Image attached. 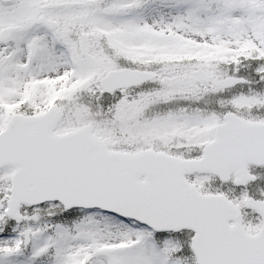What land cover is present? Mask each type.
<instances>
[{
    "label": "snow or ice",
    "instance_id": "6c2138e0",
    "mask_svg": "<svg viewBox=\"0 0 264 264\" xmlns=\"http://www.w3.org/2000/svg\"><path fill=\"white\" fill-rule=\"evenodd\" d=\"M0 264H264V0H0Z\"/></svg>",
    "mask_w": 264,
    "mask_h": 264
}]
</instances>
